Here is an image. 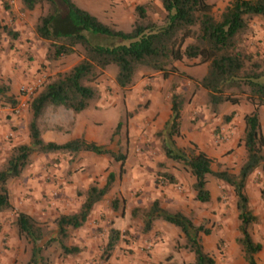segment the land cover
<instances>
[{
    "label": "trees",
    "instance_id": "trees-1",
    "mask_svg": "<svg viewBox=\"0 0 264 264\" xmlns=\"http://www.w3.org/2000/svg\"><path fill=\"white\" fill-rule=\"evenodd\" d=\"M163 11L160 21L153 20L146 12L145 4L134 7L135 18L129 31H121L99 21L87 11L78 8L71 0H20L21 9L31 11L36 6H45L33 25L36 38L46 42L44 59L48 62L61 56L72 54L79 46L82 57L63 72L47 76L40 89L29 99L27 106L30 118L27 124V142L11 147L0 165V212L11 208L6 181L17 177L36 153L63 152L74 155L88 151L97 155L108 154L122 162L124 154L112 151L109 145L97 144L83 136L71 138L63 143L44 141L38 128V118L47 106H63L77 113L85 109L98 97L97 89L90 84L108 65L115 67L114 82L124 91L134 81L142 69L159 72L166 78L181 74L175 65L184 58L196 60L194 64H205L203 76L197 85L206 90V105L214 111L216 107L229 102L236 104L240 94L252 105V109L242 115L243 127L239 137L244 156L237 172L227 167L212 168L213 159L194 143L177 146L179 136L180 110L185 102L184 94L171 83L168 87L169 116L153 136L159 142L160 150L167 160L180 163L193 178L191 189L194 199L206 202L210 194L206 188L209 177L222 181L234 195L238 234L235 237L245 264L256 262L255 254L261 244L254 241L250 228L258 222L248 203L245 182L249 174L264 163V136L261 132L259 108L264 105V57L250 53L243 46V38L250 32L249 21L259 17L264 21V0H228L217 16L212 13V4L206 0H158ZM0 33L15 38L17 33L0 23ZM187 38L192 40L185 43ZM190 78L188 75H184ZM16 102L10 93L8 82L0 78V105ZM232 116L229 113L225 118ZM119 123L112 135L119 131ZM119 167V171H121ZM161 184L174 183L169 172H158ZM114 173L106 174L104 183H91L80 192L82 201L76 212L59 214L55 219V236L42 227V223L23 211H16L12 225L18 237L30 244L29 257L25 264H46L40 251L54 240L64 254L75 255L82 247L65 244L70 231L81 226L95 202L101 200L110 189ZM111 201V206L116 203ZM131 216L142 222V232L148 231L155 219L180 229L186 248L192 255L186 264H215L213 256L207 252L198 236L209 230L203 225H194L182 213H168L159 206L157 199L147 207L135 206ZM120 240L119 231L109 228L102 247L101 257L107 259L111 250ZM151 264H185L182 262L158 261Z\"/></svg>",
    "mask_w": 264,
    "mask_h": 264
},
{
    "label": "rangeland",
    "instance_id": "rangeland-1",
    "mask_svg": "<svg viewBox=\"0 0 264 264\" xmlns=\"http://www.w3.org/2000/svg\"><path fill=\"white\" fill-rule=\"evenodd\" d=\"M71 1L78 8L87 11L102 23L112 25L121 31L131 29L135 18V5L145 4L146 12L153 20L160 21L163 16L158 0ZM206 1L212 4L214 16H217L228 2V0ZM44 12V5L36 6L31 11H24L21 9L20 0H0V23L9 26L12 31L17 33V36L13 39L0 33V78L8 82L10 93L14 97H17L18 86L29 78L38 76L44 81L47 76L67 70L82 57L81 48L76 46L72 54L61 56L51 62L44 59L46 42L36 38L33 32L36 17ZM249 25L250 32L243 38V46L250 53L264 57V21L259 17H252ZM191 40V38H187L184 44ZM195 61L194 59L184 58L182 61L176 62L177 70L181 74L175 73L166 78L161 77L159 72L142 69L134 77L133 84L124 91L114 82L115 67L108 65L100 76L90 82L97 89L98 97L88 105L87 109L77 114L75 119L83 118L86 124V132L93 134L95 142L109 145L115 153L125 154L129 165L135 166L138 163L137 156L145 151L155 156L152 165L154 164L156 168L160 169L164 165L167 166V169L173 170L176 177L174 178L175 182L172 184H161L156 180L157 175L155 173L160 170H156L152 165L151 169L153 168L152 170H155V172L147 171L150 174V181L156 183L158 187L162 188L161 191H164L161 196L164 199L162 208L170 214L178 211L194 225H203L209 230L207 235L200 232L198 236L204 249L213 256L216 264H244L240 247L235 241L238 229L235 199L231 187L222 181L209 177L207 187L210 199L206 202L196 201L190 195V182L193 178L189 172L180 163L167 160V165H165L164 162L157 160V149L151 145V130L147 129L146 125L141 127L138 124L139 126L135 128L136 132L133 134L136 142L128 141L129 131L125 130L127 121L133 116L138 117L139 121L146 120L148 113L152 111L149 108L152 95L154 100L165 103L167 97L169 98L168 87L171 83H174L176 90L182 91L185 99L179 117V131H182V134L175 137V144L177 146L187 145L192 142L189 139L190 130L196 128L197 132H201L202 127L207 125L208 131L212 135V142L215 143L211 147L214 153L209 155L213 159L212 168L227 167L231 172H237L244 156L243 147L238 142L243 127L242 115L249 112L252 105L244 99V94H240L238 103L223 102L214 111L209 110L206 105V90L198 86L196 82L205 73L206 65L194 64ZM152 73H156V80L151 79L148 81L147 79ZM184 75H188L190 78ZM6 105L11 104L0 105V165L13 145L28 140L27 124L30 118L28 107H25L18 115H11L3 109ZM231 106L235 107V111L230 110ZM229 113H232V116L227 120L225 117ZM157 114V111L150 114L149 120L153 121ZM71 116L70 112L62 110V112L57 113L56 108L49 106L40 115L38 125L44 135L51 131L59 132L60 128L55 127L54 121L58 119L61 122L68 121L69 123ZM233 116H236V118L231 121ZM259 117L261 131L264 135V105L259 108ZM118 123L120 126L119 131L112 135ZM139 142H143V144ZM220 151H224L223 154L231 157L223 163L219 162L218 153ZM92 157L91 159L85 158L86 166L84 167L82 164L77 163L75 170L82 174L87 170L88 176L93 182L102 183L106 171L110 168L116 174L113 186L117 189V192H119L118 189H123V187L132 192L134 191V185L141 187L146 182L145 177L141 174L142 177L139 178L138 183L134 184L131 178L124 176L125 168L120 173L118 162L108 154ZM11 180L6 181L7 186ZM137 189L139 188L135 189L133 196L140 194L141 190ZM244 190L253 213L258 217V222L250 228V234L253 240H260L263 243V249L257 256L258 262H262L264 260V163L249 174ZM5 211L7 212L4 213H8L6 219L9 220L13 209L10 208ZM4 215H0V264H25L29 257L30 244L26 239L18 237L14 230L8 231L9 228L6 227L3 229ZM41 223L44 230L48 231L50 235H55V224ZM8 224L13 229L12 222H8ZM173 227L172 239L168 242V246L164 245L162 247V251L169 261L186 264L191 261L192 255L186 248L182 247L184 238L180 229L176 226ZM100 229L101 226L94 231V234L98 235L96 241L83 245L84 249L78 255L67 256L64 254L56 240L43 248L40 255L44 258L46 264H127L130 259H134L132 257L134 250L127 245L129 235L126 229L123 230L121 240L110 252L108 259H102L101 253L105 236H101L103 231ZM86 232L89 234L88 231ZM76 236L74 232H70L69 239L71 241H66L72 243V238L74 239ZM90 236L92 235L90 234ZM81 237H83V234ZM142 252H146V249L140 251V253ZM165 259L163 260L165 261Z\"/></svg>",
    "mask_w": 264,
    "mask_h": 264
},
{
    "label": "crops",
    "instance_id": "crops-1",
    "mask_svg": "<svg viewBox=\"0 0 264 264\" xmlns=\"http://www.w3.org/2000/svg\"><path fill=\"white\" fill-rule=\"evenodd\" d=\"M155 75L156 73H152L147 80L149 81L153 79L155 81ZM34 77L29 78L25 82H29ZM49 106H47L45 109H47ZM169 106L170 104L168 97L165 103H159L158 100H154V96L152 95L151 104L149 107L152 109V111H149L150 113H148L149 115L145 118L146 120L139 121L138 117L133 116L127 121L125 129L129 131L128 141L131 140L133 142H136L135 135L133 136V134H135L136 132L135 128L139 126L138 124H140L141 127H143V125H146V128H149V130H151V145L155 146L154 148L157 149L156 158L159 162H164L165 165H167V159L162 154L159 142L154 138L153 133L156 129H160L163 123L167 120L169 116ZM52 107L56 108L57 113L62 112V110L70 112V114L72 115L70 118V122L72 123L70 124V122L68 123V121L61 122L60 120L56 119L54 121L56 125L55 127L60 128L59 132L51 131L50 133H47L45 135L41 132V129L38 125L41 138L44 141L63 143L71 138L79 136H83L87 140H91L94 142L96 141L93 134L91 135L90 132H86V124L84 119H75V116L81 111L87 109L88 106L77 113H73L70 109L64 108L63 106ZM230 110L235 111V107L231 106ZM156 111L158 112V114L155 116L153 121H150V114H154ZM234 115H236V113H234ZM235 118L236 116H233L231 121H234ZM195 126L197 127L198 125ZM179 134H182V131H179ZM189 139L207 155H211L212 153H214L211 147L214 146L215 143L212 142V135L210 131H208L207 125L202 127L201 132H197L196 128L190 130ZM139 143L143 144V142ZM216 148L218 147L216 146ZM223 152H217L219 157L218 161L222 163L231 157L230 155L223 154ZM95 155L97 154L88 151H80L74 155H69L63 152L33 154L31 156V161L27 165H25L20 174L17 177L9 178L12 180L8 186L6 185L9 194V203L11 205V209H13V213L11 214V218L8 220L6 219L8 213H4L7 211H3L5 215L0 212V215L5 216V219L1 217L3 219V229L6 227L9 228L8 231H15L14 227L12 229V227H10V224H8V222L13 221L15 211H23L35 218L37 221L46 222L49 225L55 224L53 221L59 214H69L72 212H76L82 201V195H78L77 192L84 191L91 183H94L97 186H101L104 183V181L100 184L93 182L89 178L87 170L83 174L75 170L77 168V163L82 164V166L84 167L86 166L85 158L87 157L88 159H91L93 158L92 156ZM154 158V155H150L145 151H142L137 156L138 163L135 166L129 165V163L126 161L125 154L122 162L116 161L118 162V168H125L124 176H126L127 178H131V181H134V184H137L140 180L139 178H141L142 176L145 177L146 182L142 184L141 187H139L138 185H134V187L132 186L134 188V191L132 192L126 187H123V189H118L119 192H117V189H115L113 186L115 183L116 174L114 173V171H112L111 168L108 169L106 171V174L108 172L114 173V180L110 189L105 193L101 200L94 203L85 222L78 228L70 231L74 232L77 235L74 239L72 238V243L67 242L68 240L71 241L68 235L65 239V241L67 240L65 244L76 245L78 247H82L83 250V245H87L90 244V242L96 241L98 235L94 234V231L99 226H101L100 230L103 231V234L101 233V236H105L104 243L106 241L107 231L109 228H114L119 231L120 240L123 230L126 229L129 235L127 245L134 250V253L132 254V257H134V259H130V262H128L127 264H151L158 261H164L163 259H165L167 256L165 257V253L162 251V247L164 245L168 246V242L172 239L171 232H174V227L162 219H155L152 222L151 228L146 232H142L141 220L138 218H133L130 213L133 207H147L154 199L158 200L160 207L164 205V199L161 198L164 191H161L162 188L158 187L156 183H152L150 181V174L149 172H147L148 170L153 171L152 169L156 168L154 164L152 165V162L155 161ZM151 165L153 166L152 169ZM127 167L129 168L128 171ZM161 167L162 168L160 169L156 168V170L160 171H156L155 175L158 172L166 171L171 173L174 178L176 177L173 170L167 169V166L164 165ZM89 172L93 173L92 171ZM154 172L155 170L153 171V173ZM120 173H122V170L120 171ZM192 181L190 182V184L192 183ZM136 188H139L141 192L137 196H133ZM206 188L208 189L207 183ZM190 195L194 196V192L192 189L190 191ZM113 199H116L117 201L113 206H111V201ZM117 210L119 211L118 213ZM86 231H88L89 234H87ZM82 234L83 237H81ZM90 234L92 236H90ZM50 236L54 237L55 235ZM236 236L237 234L235 235V237ZM257 242L261 244V249L255 254L256 262H258L257 256L263 249V243L260 240H258ZM114 248L111 250V252L114 250ZM144 249H146V252L140 253V251H144ZM82 250L75 255L81 253Z\"/></svg>",
    "mask_w": 264,
    "mask_h": 264
},
{
    "label": "built area",
    "instance_id": "built-area-1",
    "mask_svg": "<svg viewBox=\"0 0 264 264\" xmlns=\"http://www.w3.org/2000/svg\"><path fill=\"white\" fill-rule=\"evenodd\" d=\"M42 83V78L38 76L29 82L21 83L17 88L16 102L13 105H6L3 109L8 114L18 115L27 106L29 99L40 89Z\"/></svg>",
    "mask_w": 264,
    "mask_h": 264
}]
</instances>
